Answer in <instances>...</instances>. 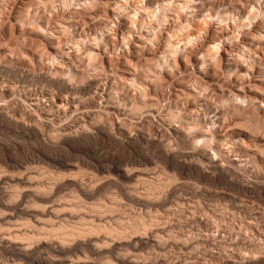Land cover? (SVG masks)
<instances>
[{"label": "rangeland", "instance_id": "obj_1", "mask_svg": "<svg viewBox=\"0 0 264 264\" xmlns=\"http://www.w3.org/2000/svg\"><path fill=\"white\" fill-rule=\"evenodd\" d=\"M159 1L144 0V6L146 4L153 10V8L156 9V4ZM116 2L120 3V0H99V6L97 7L72 9L65 8L61 0H0V168L4 167L0 171V178H6L7 182L12 183L11 188L21 186L19 187L20 189L18 188L19 191L24 190L27 192L28 190L24 188L27 184L29 186L30 180L41 177L39 174L42 175L47 171L56 170L70 177L71 173H75L79 168L80 170L83 169L84 172L88 171V174L87 172L84 174L86 175V177L84 176L85 179L83 177L84 180L87 178L85 182H89L91 178L89 173L95 172V175H100V180L107 179L117 183L121 180L120 183H122L124 180V183L127 181L129 185L140 183L141 178L146 177V179L150 178L155 180V182L161 181L163 183L164 181L166 182L165 175L170 170L171 173L175 171V175L178 173L176 176L180 184L176 181L177 183H171L173 186L171 184L166 186L169 188L171 186L174 187V191L171 189L172 193H170L169 188L167 190L165 187L164 191L166 190L165 194H167H164L165 197L162 200L164 201V198H166V202L164 201L162 206L151 205L152 208H150L151 206L148 205L149 210L146 206H143L145 208L140 207L141 205L139 204H136L138 207L136 205L128 206V203L123 202V204L126 203L122 207L125 214L142 211L144 216L147 215L146 217L158 214L170 219L169 223L165 224L166 226L162 225V227L164 226L163 230L160 227V229L158 228L159 230L148 231L151 233L150 235L146 234L151 239L155 237L153 233L158 230L166 244H164L165 247L163 246L164 250L162 247L161 250L160 247L158 249L154 242L150 240L148 244L146 243L147 245L145 243L136 245L135 254L131 250L129 255L133 257L135 255L136 259L138 261L141 259L140 261L143 264H146V261H148L147 264L152 261L153 264H160L161 262L163 263V260L164 262L165 260L168 261V264H240L242 259L241 264H244L249 258H246L245 261V257H241L243 256L240 254L241 250L255 247V243L258 249L264 247L262 244V242L264 243V20L258 18L252 20L253 17L250 19L247 15V10L241 4H238L236 7L245 13L240 19L250 24L251 27L237 30L234 23L227 19L225 10L221 9V16L225 15V20L221 21L226 23V27L218 30L215 22L206 21L207 23L204 25L201 20L194 25L192 24V29L190 30L193 37L196 35V30L197 34L200 32L198 35L203 32L204 35L201 36V39L193 40L192 37H189L191 40H188V38L184 40L189 31L186 32V35H184L185 32L183 34L177 32L180 25L185 22V16L178 15L174 19H170L168 24L163 25L161 31L156 33L154 46L153 44H148L149 33L143 30V27L147 24H151L153 30L158 26L157 23L146 16L148 12H144L146 15L141 12L144 24L136 23L133 25L129 20L130 17H127L126 14H119ZM225 3H227V0H225ZM130 8H135V4L131 5ZM227 11L230 12L231 9L229 8ZM112 23H115L117 27L113 33L104 37V42L108 45L106 50L101 46L94 52L93 46L90 44L81 46V40H87L92 37L99 39V34L111 27ZM199 23L202 24V27ZM198 25L201 31H198ZM126 32L131 36L132 42L127 48H123L122 36ZM132 33L138 34L132 35ZM170 34L174 38L172 41L175 40L176 42H174V46L171 43V47L176 49L177 45H179L180 52L174 61L169 60L168 62L171 71L165 70L160 73L155 69L154 65L159 60L161 52H167L168 55V51L173 50L172 48L168 49L169 46L167 45L170 43L168 41ZM229 36L235 38L234 44L222 43L221 47L219 49L215 48L216 50H213V52L211 51L210 56L208 55L207 57L208 59L205 57L207 61L205 60L202 63L203 60L200 59L201 53H206L208 46H214V44L220 43ZM187 40L192 42L190 43ZM184 41H187L186 45L183 44ZM72 42L77 46L75 47ZM121 48L124 54L122 55L118 51L113 56V49ZM167 49L168 51H166ZM89 52L92 53L94 59L89 55ZM253 52H255L254 57L252 55ZM98 55L100 59H97ZM165 58H167L166 53ZM173 64L178 67H173ZM201 65L208 69L207 73L200 71ZM12 67H14L15 72ZM69 67H71L73 72L71 76L74 78V83L79 87V90H76L74 83L71 84L72 86L68 83L70 75L67 76L64 73L62 75V71L69 70ZM74 68L76 69L74 70ZM55 70L56 72H54ZM217 70L221 74L233 70H238L240 74H249L251 79H245V83L250 84V87L245 88V93L260 102L259 105H255L252 109H248L246 112L234 117L240 125H243V132L247 136L243 149L246 155L242 154L239 159L230 160L234 168L229 169L228 172L224 171L223 165L215 158L214 152L197 149L195 152H183L180 154L171 152L169 154L170 152L167 151L172 140L181 143V138L188 140L190 146V138L186 137L183 131L182 121L191 118L188 114L195 113L198 106V98L202 99L201 93L204 92L207 85L217 81ZM54 73H58V75L55 77L52 75ZM48 74L52 75V79L57 78L59 75L60 78L66 76L65 78L67 79L64 78V81L70 85V88L72 87V90L69 91L73 95L69 91L66 93L60 89L58 91V89L50 85L49 79L51 78H49ZM73 78L70 77V80ZM90 79L93 80L91 81ZM231 82L236 86L233 90L238 91L240 80L233 76ZM87 83L88 85H86ZM135 84L139 85V88ZM91 85H96L97 88L94 86V89ZM42 86H45V90ZM51 89L55 92H52ZM94 90L99 91L96 96H93L96 93ZM83 91L84 93H82ZM76 92L79 94L77 95ZM49 94L52 96L50 97ZM66 94L68 99L65 97ZM68 94L71 95L68 96ZM238 94L243 95L242 93ZM91 96L92 98H90ZM200 107L203 108V105L201 104ZM178 113L179 116L177 115ZM251 114L254 115L252 116ZM246 116H251L249 122L248 120L246 122ZM178 123L181 124L180 127L176 126ZM49 132L52 136H50L51 139ZM249 133L254 136L249 135ZM56 134L58 135L57 139L55 138ZM69 135L70 137H67ZM168 138L171 140L170 142ZM52 139H56V142ZM50 140L54 141V143H50ZM162 151L168 154L166 155ZM66 163L71 164V166ZM205 166L207 171H205ZM234 169L239 170L234 171ZM120 171H130L129 173H132L133 178L127 180L121 175H117L118 173L120 174ZM165 171L168 172L166 173ZM2 172L5 173L2 174ZM163 172H165L164 175ZM228 173H231L236 179H227ZM30 175L34 177L30 180L25 178V176L30 177ZM137 175L139 176L136 177ZM221 176H224L225 179L221 180L219 178ZM10 177L15 180V183L18 182L16 183L17 185L13 179H9ZM248 177H251V180L245 182ZM20 179H23L24 186ZM39 179L42 180L43 177ZM6 180L2 181V183L0 182V186L8 187L9 184L7 186ZM19 181H21L20 184ZM174 185L177 186L176 189ZM28 186L27 189L30 188ZM62 186L57 189L59 190V195H62L60 193L63 192V195H67L68 191L66 192L64 189L66 186L68 188V185ZM2 187H0L1 191L4 189L5 191H0L1 193H9L14 189L9 187L10 190H7ZM67 188L66 190H68ZM115 189L116 187H113L109 189L111 191L109 192L113 194L112 191L114 193L117 191ZM1 193L0 199L7 194ZM168 195L169 199H167ZM24 197H22L23 199L21 198L24 203L31 198V196L26 195ZM107 197L109 196L103 195L102 200L108 201L109 198ZM53 201L55 200L53 199ZM1 202H3V199L0 200ZM172 210L173 212H171ZM220 214L223 215V219ZM212 216L213 218L218 216V219L216 218L215 220H219V222H216L217 224L213 221L215 218H210ZM22 220V217H14L12 220L13 224H11L12 221L6 222L9 224L7 226L4 223L5 221L3 223L1 221L0 238L2 235L7 237L8 232H6L5 227L8 231L15 228H24V226L21 227V224H18L24 221ZM245 222L248 226H251V231L253 229L258 230L252 231L254 235L257 232L258 236H255L256 239L249 238L246 241L248 235L252 233L244 229L247 225ZM249 223L251 224L249 225ZM215 224L219 225V227ZM242 225H244V228H242ZM169 226L170 231L169 228L167 230ZM28 229H30L29 231L34 230L32 228ZM244 232L247 233V237L242 235ZM168 233L169 235H167ZM254 235L252 234V236ZM197 239L198 243H196ZM210 240L213 242L211 247H209V244L211 245ZM250 240L253 242V246ZM151 242H153V245ZM247 242L248 244L250 242V245ZM195 243V249L191 250V246ZM258 244L262 245V247H258ZM0 248L2 247L0 246ZM2 250L3 248L0 249V253L3 255L0 254V256H3V259L5 258L4 260L6 261L1 258L4 263L6 262L5 264H12L14 260H16L15 262H20L19 259H15V255ZM203 251L204 253L209 251V255L208 252L206 253L207 255L203 254ZM45 253L43 250L40 252V257L43 260L48 257L47 253L45 257ZM148 255L150 258L147 257ZM11 256L14 260L9 258ZM72 257L74 258V256ZM154 258L157 260L155 263ZM8 259H11V263H9ZM105 259L108 261L107 257L100 256L97 258L96 256L95 258L94 256L91 258L92 261L96 260L98 264L102 261L101 264H106L107 261ZM250 260L252 262L254 259L250 258ZM96 261L94 262L95 264H97ZM158 261L160 262L158 263ZM45 262L39 264L48 263L47 260ZM4 263L0 262V264ZM23 263L27 264L26 262L20 264ZM259 264H262V262Z\"/></svg>", "mask_w": 264, "mask_h": 264}, {"label": "bare ground", "instance_id": "obj_2", "mask_svg": "<svg viewBox=\"0 0 264 264\" xmlns=\"http://www.w3.org/2000/svg\"><path fill=\"white\" fill-rule=\"evenodd\" d=\"M161 2V0L159 1V3ZM118 4V2H116ZM157 3L156 6L159 4ZM123 6V5H122ZM146 9H150L152 10V8H150V6L146 5L144 6ZM155 8H153L152 11H154ZM128 12H126V16L127 17H130V21H131V24L135 25L136 23H143L144 24V18H143V14H141V12H137V11H129V10H126ZM144 13V12H142ZM145 14V13H144ZM148 14V13H146ZM145 14V15H146ZM148 16V15H146ZM225 16V15H224ZM224 16L220 15V20H225L224 19ZM247 17V16H246ZM248 17L251 19V16L248 15ZM247 17V19H248ZM253 20V19H252ZM133 21V22H132ZM222 21V22H223ZM204 22V23H202ZM188 23L190 25H192V20L189 19L188 20ZM202 24H206L207 22L206 21H201ZM141 24V25H143ZM202 24L199 23V25H201L202 27ZM198 25V26H199ZM197 26V27H198ZM192 26H190L186 31H181L180 30V27H179V30L177 32L183 34L184 32V35H186L188 32V34L186 35L185 39L186 40L188 38V40H191L189 37H192L193 38V34L191 35V28ZM198 31L201 29L200 26L197 28ZM201 31V30H200ZM190 33V34H189ZM200 32H198L199 34ZM177 34V33H176ZM196 35L197 34V30L195 32ZM171 35V36H170ZM169 35V39L168 41L170 42L169 44H167L168 46L171 44L172 46L175 45V40L172 41L173 38V35L170 34ZM194 35V36H196ZM179 36V35H177ZM182 36V35H180ZM174 37H176L174 35ZM179 38V37H178ZM181 38V40H182ZM180 39V38H179ZM187 40V41H188ZM73 41V40H72ZM187 41H184L183 44L186 45V42ZM175 42V43H174ZM189 42V41H188ZM74 43V42H72ZM75 46V43L73 44ZM72 45V46H73ZM71 46V47H72ZM73 46V47H74ZM77 46V45H76ZM75 46V47H76ZM166 46V45H165ZM167 47V46H166ZM172 48V47H171ZM208 48V49H207ZM206 49V53L205 52H202L201 53V57L200 59L203 60L202 63L205 62V60L207 61V57L208 55L210 56V53L211 51L213 52V50H216L215 48V44L214 46H208ZM210 48V49H209ZM169 49V48H168ZM167 49V50H168ZM173 49V48H172ZM174 50V49H173ZM170 51V50H169ZM92 52V51H91ZM94 53V52H93ZM166 53V56H167V52ZM215 53V52H214ZM88 55V54H87ZM89 55L92 56V53L89 52ZM90 56V57H91ZM95 57V56H94ZM205 57L207 59H205ZM93 58V56H92ZM94 59V58H93ZM92 60V59H91ZM90 60V61H91ZM89 61V62H90ZM200 62V63H201ZM91 64V63H90ZM7 67V66H5ZM72 67V66H71ZM71 67H69L70 69L67 70V71H62V75L63 73L64 74H67V76H69V81H70V77L73 78L71 75H73L72 73V70H71ZM2 68V67H1ZM8 68V67H7ZM13 71H14V67H12ZM16 68V67H15ZM17 69V68H16ZM73 69V67H72ZM76 68H74L75 70ZM92 69V68H91ZM11 70V68H10ZM8 69V71H10ZM19 70V69H18ZM17 70V71H18ZM65 70V69H64ZM1 71V70H0ZM142 71V70H141ZM6 72V71H5ZM15 72V71H14ZM19 72L21 73V71L19 70ZM56 72V70L54 71ZM58 72V71H57ZM78 72V71H77ZM89 72V70H88ZM53 73V72H52ZM61 73V72H60ZM59 73V74H60ZM136 73V72H135ZM4 74V73H3ZM23 74V73H22ZM21 74V75H22ZM9 75V74H7ZM11 75V73H10ZM15 75V73H14ZM20 75V76H21ZM24 75V74H23ZM49 75V74H48ZM54 75L55 77L58 75L57 74H52ZM52 75L49 77L51 78ZM61 75V74H60ZM59 75V76H60ZM75 75V73H74ZM77 75V74H76ZM80 75V74H79ZM33 76V75H32ZM39 76V75H38ZM58 76V77H59ZM45 77V76H44ZM54 78V79H49V82H50V85H52L54 88L59 89L63 92H68L69 90L71 91L72 90V87L70 88V85H68V83L66 81H64V78L66 77H62V78ZM28 78V77H27ZM40 78V77H39ZM34 79V78H33ZM47 79V80H48ZM67 79V78H65ZM80 79V78H79ZM26 80V79H25ZM41 81V78L39 79ZM76 80V79H75ZM91 80V79H90ZM89 80V81H90ZM93 80V79H92ZM91 80V81H92ZM12 81V80H11ZM28 81V80H27ZM36 81V80H35ZM39 81V82H40ZM46 81V80H45ZM71 81H74V78L71 80ZM98 81V80H97ZM6 82H8L6 80ZM5 82V83H6ZM34 82V81H33ZM38 82V81H37ZM42 82V81H41ZM48 82V81H47ZM78 82V81H77ZM94 82V81H93ZM30 83V81H29ZM44 83V81H43ZM42 83V84H43ZM139 83V82H138ZM15 84V83H14ZM47 84V83H46ZM90 84V83H89ZM95 84H97V82H95ZM44 85V84H43ZM78 85V84H77ZM88 85V83L86 84ZM137 85V84H135ZM49 86V85H48ZM72 86V85H71ZM74 86L75 83H74ZM79 86H80V83H79ZM84 86V85H83ZM93 86V85H91ZM96 87V85H94ZM93 86V87H94ZM98 86V85H97ZM43 87V86H42ZM45 87V86H44ZM43 87V89L45 90V88ZM81 87V86H80ZM86 87V86H84ZM90 87V86H88ZM92 87V88H93ZM94 87V89H95ZM22 88V87H21ZM51 88V87H50ZM74 88V87H73ZM77 88V89H76ZM76 90H79L76 86ZM97 88V87H96ZM139 88V87H138ZM47 89H49V87H47ZM91 89V87H90ZM52 90V89H51ZM74 90V89H73ZM83 90V89H82ZM87 90V89H86ZM98 90V89H96ZM94 90V91H96ZM143 90V89H142ZM36 91V90H35ZM57 91V90H56ZM69 91V92H70ZM93 91V90H92ZM91 91V92H92ZM50 92V90H49ZM52 92H55L54 90H52ZM74 92V91H73ZM99 92V91H98ZM96 91L95 95L93 94V96H96V94L98 93ZM123 92V91H122ZM57 93V92H56ZM60 93V92H58ZM71 93V92H70ZM84 93V91L82 92ZM88 93V92H87ZM94 93V92H93ZM46 94V93H45ZM51 94V93H50ZM49 94V96H50ZM53 94V93H52ZM60 94H64V93H60ZM73 95V93H71ZM71 94H68L71 95ZM75 94V93H74ZM77 94V92H76ZM79 94V93H78ZM77 94V95H78ZM81 94V92H80ZM43 95V94H42ZM54 95V94H53ZM76 95V96H77ZM99 95V94H98ZM97 95V96H98ZM52 96V95H51ZM50 96V97H51ZM67 96V94L65 95V97ZM143 96V95H142ZM75 97V95H74ZM73 97V98H74ZM79 97V96H78ZM88 97V96H87ZM111 97V96H110ZM67 98V97H66ZM72 98V97H71ZM86 98V97H85ZM92 98V96L90 97ZM68 99V98H67ZM93 100H94V97H93ZM97 100V99H95ZM53 101V100H52ZM79 101V100H78ZM125 101V100H124ZM77 102V101H76ZM89 102V101H88ZM53 103V102H52ZM132 106V105H131ZM116 107V106H115ZM95 109V108H94ZM140 109V108H139ZM143 109V108H142ZM147 109V108H146ZM53 110V109H52ZM134 110V109H133ZM151 111V110H150ZM103 112V111H102ZM171 114V113H170ZM252 116L254 114H251ZM102 116V115H101ZM152 116V115H151ZM239 116V115H238ZM6 117V116H5ZM94 117V116H93ZM100 117V116H99ZM166 117V116H165ZM247 117H249L247 119ZM23 118V117H22ZM38 118V117H37ZM246 122L248 120V122L250 121L251 119V116H246ZM258 118V117H257ZM4 119V117H3ZM261 119V118H260ZM102 120V119H101ZM257 120V119H256ZM99 121V120H98ZM16 122V121H15ZM19 122V121H18ZM17 122V123H18ZM37 122V120H36ZM48 122V121H47ZM97 122V121H96ZM61 123V122H60ZM26 124V123H25ZM95 124V123H94ZM97 124V123H96ZM245 124V123H244ZM252 124V123H251ZM250 124V125H251ZM57 125V124H56ZM100 125V124H99ZM245 125H248V124H245ZM256 125V123H255ZM258 125V124H257ZM263 125V124H262ZM27 126V125H26ZM41 126V125H40ZM243 126V125H242ZM259 126V125H258ZM43 127V126H41ZM40 127V128H41ZM257 127V126H255ZM263 127V126H262ZM35 128V127H34ZM244 128V127H243ZM253 128V127H252ZM260 129V128H258ZM39 130V129H38ZM107 130V129H106ZM253 130V129H252ZM40 131H42L40 129ZM61 131V130H60ZM39 132V131H37ZM43 133V132H42ZM50 133V132H49ZM48 133V135H49ZM53 133V132H52ZM35 134V133H34ZM59 134V133H57ZM56 134V135H57ZM61 134V133H60ZM251 133H249L250 135ZM42 135V134H41ZM64 135V134H63ZM72 135V134H70ZM67 136V137H70ZM77 135V134H76ZM51 136V133L49 135V137ZM62 136V135H61ZM73 136V135H72ZM150 136V135H149ZM251 136H254L253 134H251ZM31 137V136H30ZM49 137H47L49 139ZM52 137V136H51ZM50 137V139H51ZM144 137V136H143ZM40 138V137H39ZM56 139L58 138V135L55 137ZM61 138V137H60ZM36 139V138H35ZM46 139V138H45ZM44 139V140H45ZM47 139V140H48ZM56 139H52L56 142ZM68 139V138H67ZM72 139V138H71ZM10 140V139H9ZM66 140V139H65ZM75 140V139H74ZM125 140V139H124ZM169 140V138H168ZM42 141V140H41ZM54 141H49L50 143H54ZM92 141V140H91ZM171 140H169L170 142ZM30 142V141H29ZM65 142V141H64ZM70 142V141H68ZM58 144V143H57ZM56 144V145H57ZM46 145V144H45ZM47 145H48V142H47ZM46 145V146H47ZM52 145V144H51ZM54 145V144H53ZM59 145V144H58ZM61 145V144H60ZM64 145V144H63ZM164 145V143H163ZM161 144V146H163ZM50 146V144H49ZM165 146V145H164ZM167 146V145H166ZM28 147V146H27ZM52 147V146H51ZM56 147V146H55ZM54 147V148H55ZM169 147V146H168ZM149 148V147H148ZM164 149H167L166 147H162ZM62 149V148H61ZM169 149V148H168ZM49 150V149H48ZM163 150V149H161ZM165 152L169 151V150H164ZM162 151V152H164ZM53 152V151H52ZM164 152V153H165ZM170 152V151H169ZM62 154V153H61ZM166 154V153H165ZM168 154V153H167ZM166 154V155H167ZM171 154V152L169 153ZM176 156V155H175ZM262 156V155H261ZM182 157V156H181ZM208 157V156H207ZM172 158H173V155H172ZM194 158V157H193ZM210 158V157H209ZM208 158V159H209ZM216 158V157H215ZM174 159H177V158H174ZM255 159V158H254ZM180 160V159H179ZM195 160V159H194ZM89 161V160H88ZM65 163V162H64ZM234 163V162H233ZM244 163V162H243ZM68 164V163H66ZM184 164V163H183ZM220 164V163H219ZM53 165V164H52ZM71 166V164H68ZM80 165V164H79ZM213 165V164H212ZM216 165V164H215ZM233 165V164H232ZM77 166V165H76ZM219 166V165H218ZM1 167V166H0ZM57 167V166H56ZM67 167V166H66ZM73 167V166H72ZM17 168V167H16ZM43 168V167H42ZM54 168V167H53ZM78 168V167H77ZM76 168V169H77ZM86 168V167H85ZM188 168V167H187ZM186 168V169H187ZM222 168V166H221ZM234 168V167H233ZM236 168V167H235ZM1 169V168H0ZM4 169V167L2 166V169L0 171H2ZM26 169V168H25ZM51 169V168H50ZM69 169V168H68ZM71 169V168H70ZM75 169V170H76ZM79 169V168H78ZM75 172V173H71L70 177H67V174L64 175V173H61V172H57L56 170L55 171H47V172H44L42 175L39 174V176L43 177V179L45 178V180L43 181V179H39L41 177H35L37 179H31L32 177L34 176H31L30 177H26L25 178H29V180L31 182H29V186L30 188L27 189V186L24 188L26 190H28L27 192L22 190L21 192L19 191V187L21 186H18V188H11V184L12 183H9V181L7 182L6 178L2 179L0 178V182L2 183V181L4 182L6 180L7 182V186L9 184L8 187H4L6 188L7 190H10L9 187L13 190H11V192L9 193H5L3 192L4 194H6V196H4V198L2 197L3 199V202H1L0 204V223L2 221V223H6V222H11L14 217H22V220L23 222L21 223H18V224H21L20 226H24V228H19V229H16L14 226L15 229L13 230H10L8 231L5 227V230L7 233V237H4L2 235V237L0 238V246L3 248L2 251L6 252V253H10L12 255H15V259H19L20 262H15L16 260H14V258L11 256L9 258H13V263L12 264H20L22 262H26L27 264H39V263H42V262H45L47 260V262L49 264H95L94 262L96 261H92L91 258L95 256L98 257H107L108 258V261L107 259H105L107 261L108 264H143V262H141L140 260L138 261V259H136L135 257V252H136V245H139V244H148V241L152 240L154 242V244L158 247H160V250H161V247L162 249L164 250V247H165V241H163L162 239V236L161 234L159 233V229L161 227V230H163L162 228V225H165L166 223H169V218L167 217H163V216H159L158 214L157 215H149L148 217H146L147 215L144 216V214L142 213V211H139V212H132L131 214H125V211L122 209V207L124 206V204L126 205V203H128V206H133V205H141L140 207H143V206H146V208H149L147 207L148 205H154V206H162L164 201L166 202V198H164L165 200L163 201L162 198L165 197V187L168 186V184H173L174 182H179V179L178 177L174 174V172H170L167 173L166 171V182L162 181L163 183L158 182H155V180H151L150 178L149 179H146V178H141V182L139 180H136V181H139L140 183H137V184H128L127 181L124 183V180L122 183H117L115 181H111V180H107V179H102L100 180L99 179V176L100 175H95V172L94 173H89V175L91 174V178L90 176L87 175V177H89V182H85L87 180H84L86 175H84L86 172L88 174V171L86 170V172L83 171V169H79ZM6 170V169H5ZM4 170V171H5ZM48 170V168H47ZM61 170V169H60ZM74 170V171H75ZM98 170V169H97ZM126 170V169H125ZM130 170V169H129ZM222 170V169H221ZM7 171V170H6ZM9 171V170H8ZM24 171V170H23ZM33 171V170H32ZM69 171V170H68ZM72 171H73V168H72ZM131 171V170H130ZM129 171V172H130ZM139 171V170H138ZM41 172V171H40ZM71 172V171H70ZM118 172V170H117ZM128 171H120V174L118 173L117 175H121L122 177H124L125 179H132V173L130 174ZM133 172V171H132ZM163 172V175L164 173ZM5 172H2V174H4ZM17 173V172H16ZM143 173V172H142ZM181 173V172H180ZM70 174V173H69ZM93 174V175H92ZM159 174V173H158ZM1 175V174H0ZM6 175V174H5ZM25 175V174H24ZM27 175V174H26ZM10 176V175H9ZM8 176V177H9ZM22 176V175H21ZM28 176V175H27ZM36 176V175H35ZM85 176V177H84ZM115 176V175H114ZM135 176V175H134ZM139 175H137L136 177H138ZM1 177V176H0ZM2 177H5V176H2ZM12 177V176H11ZM11 177L9 178L10 180ZM14 179H15V176L13 175ZM24 177V176H23ZM84 177V179H83ZM160 177V176H159ZM18 178H20V176H18ZM24 178V179H25ZM13 179V180H14ZM109 179V178H108ZM165 179V178H164ZM17 180V178H16ZM21 180V179H20ZM23 180V179H22ZM21 180V181H22ZM26 180V179H25ZM34 180V181H33ZM181 180V179H180ZM19 181V184L20 182ZM27 181V180H26ZM25 181V182H26ZM24 181H22L21 183H23ZM131 182V181H130ZM176 182V183H177ZM14 183H15V180H14ZM18 183V182H16ZM15 183V184H16ZM127 183V184H126ZM134 183V182H133ZM261 183V182H260ZM263 183V182H262ZM5 184V183H4ZM14 184V185H15ZM139 184V185H138ZM171 184V185H172ZM180 184V182L178 183ZM176 184V185H178ZM258 184V183H257ZM2 185V184H1ZM13 185V186H14ZM17 185V184H16ZM25 184L23 183V186ZM62 185L66 186L68 185V188L66 186V188L68 190H66V188L64 189L66 192L68 191L67 195L63 193H60L62 195H59L57 189H59ZM129 185V186H128ZM170 185V186H171ZM183 185V184H182ZM6 186V185H5ZM28 186V187H29ZM173 186V185H172ZM171 186V187H172ZM175 186V185H174ZM243 186V185H242ZM258 186V185H257ZM262 186V185H261ZM2 187V186H0ZM2 187V188H3ZM32 187V188H31ZM63 187V186H62ZM115 188L117 189V191L113 194L110 193L111 191L109 189L111 188ZM169 188V187H166L167 190L169 188L170 190V193H172L171 189H173L174 187L172 188ZM177 186H175V189H176ZM183 187V186H182ZM194 187V186H193ZM3 188V189H4ZM190 188V187H189ZM22 189V188H21ZM115 189V190H116ZM258 189V188H257ZM261 189V188H260ZM62 191V189H60ZM263 190V189H262ZM1 191V189H0ZM2 191H5L2 190ZM1 191V192H2ZM110 191V192H109ZM174 191V189H173ZM0 192V193H1ZM65 192V193H66ZM109 192V194L107 195V193ZM169 192V191H168ZM1 193V194H3ZM111 194V195H110ZM165 194V195H164ZM169 194V193H168ZM31 196L30 200L26 199V203H24L22 201L23 198H25L24 196ZM103 195H106V196H109L107 198H109L108 201H105L102 200V196ZM23 197V198H22ZM169 199V195L167 196ZM22 198V199H21ZM28 198V197H27ZM0 199V200H2ZM53 199L55 201H53ZM160 199V201H158ZM57 201V202H56ZM123 202H126L123 204ZM177 203V202H176ZM175 203V204H176ZM136 205V206H137ZM166 205V204H165ZM164 205V206H165ZM177 205H179L177 203ZM138 207V206H137ZM127 208V207H126ZM131 208V207H130ZM145 208V207H143ZM152 208V206L150 207ZM149 208V210H150ZM155 208V207H153ZM125 209V208H124ZM129 209V208H128ZM140 209V208H139ZM156 209V208H155ZM158 209V208H157ZM181 209V208H180ZM132 210V209H131ZM141 210V209H140ZM154 210V209H153ZM168 210V209H167ZM171 210V209H170ZM158 211V210H157ZM162 211V210H161ZM180 211H183V210H180ZM205 211V210H204ZM223 211V210H222ZM228 211V210H227ZM173 212V210L171 211ZM127 213V212H126ZM207 213V212H206ZM215 213V212H214ZM160 214V213H159ZM182 214V213H181ZM223 214V213H222ZM220 214L222 217L223 215ZM264 214V213H263ZM169 215V214H168ZM187 215V214H186ZM249 215H251L249 213ZM248 216V215H247ZM193 217V216H192ZM219 217V218H220ZM253 217V216H252ZM263 217V216H262ZM13 218V219H12ZM210 218H213L210 217ZM215 218V216H214ZM213 218V219H214ZM216 218L218 219V216H216ZM216 218L213 220L215 221ZM224 217H222L223 219ZM249 218V217H248ZM12 219V220H11ZM187 219V218H186ZM220 219V220H222ZM264 219V218H263ZM16 220V218H15ZM14 220V223L16 224ZM34 220V221H33ZM18 221V219H17ZM21 221V219H20ZM33 221V222H32ZM209 221V220H208ZM211 221V220H210ZM219 222V220H217ZM217 221H215L214 223H216ZM244 221V220H243ZM246 221V220H245ZM263 221V220H262ZM205 222V221H204ZM170 223H172L170 221ZM199 223V222H198ZM13 224V221L12 223ZM206 224V223H205ZM217 224V223H216ZM215 224V225H216ZM244 224V223H243ZM245 224H247L245 222ZM244 224V225H245ZM251 223H249L250 225ZM6 226L9 225L8 223L5 224ZM4 225V226H5ZM172 225V224H171ZM180 225V224H178ZM242 225V228H244ZM263 225V224H262ZM19 226V225H18ZM16 226V227H18ZM166 226V225H165ZM217 227H219V225H216ZM254 226V225H252ZM260 226V225H259ZM2 227V225H1ZM12 227V228H13ZM172 227V226H171ZM176 227V226H175ZM179 227V226H178ZM251 226H248V224L245 226V230H248L249 232H251L253 235H254V231L253 230H256V229H253L251 231L252 228H250ZM4 228V227H3ZM27 228H32L34 229L33 231H29L30 229L27 230ZM159 228V229H158ZM169 228V231H170V226L167 227V230ZM250 228V230H249ZM256 228V227H254ZM2 229V228H1ZM10 229V228H9ZM24 229V230H23ZM155 230V229H158L156 230L155 232L156 233H153L155 235V237L151 238L150 239V236L147 237V233L150 235L152 230ZM173 229V228H172ZM229 229V228H227ZM235 229V228H234ZM259 229V228H257ZM160 230V231H161ZM166 230V229H164ZM166 230V231H167ZM231 230V229H230ZM229 230V231H230ZM243 230V231H245ZM149 231V232H148ZM205 231V230H204ZM248 231H246L247 233H249ZM258 231V230H256ZM255 231V232H256ZM2 232V231H1ZM5 232V231H4ZM153 232V231H152ZM163 232V231H161ZM168 232V231H167ZM187 232V231H186ZM208 232V231H207ZM241 232V230H240ZM194 233V232H193ZM247 233L244 232V234L242 235H245L247 237ZM250 233V234H251ZM259 233V232H258ZM262 233V232H261ZM1 234V233H0ZM160 234V235H159ZM206 234V233H205ZM232 234V233H231ZM240 234V233H239ZM251 235H248V238H246V241H248L247 239H254L255 236H258L257 235V232H256V235L252 236ZM169 235V233L167 234ZM171 235H172V231H171ZM170 235V236H171ZM193 235V234H191ZM6 236V234H5ZM153 236V235H151ZM178 236V235H176ZM190 236V235H188ZM244 236V237H245ZM252 236V237H250ZM260 236V235H259ZM221 237V236H220ZM264 237V236H263ZM175 238V237H174ZM196 238V237H195ZM208 238V237H207ZM205 238V239H207ZM260 238V237H259ZM179 239V237H178ZM200 239H203V238H200ZM204 239V241H205ZM209 239V238H208ZM227 239V238H226ZM229 239V238H228ZM234 239V238H233ZM256 239V238H255ZM258 239V238H257ZM264 239V238H263ZM174 240V239H173ZM176 240V239H175ZM180 240V239H179ZM192 240V239H191ZM223 240V239H222ZM169 241V239H168ZM186 241V239H185ZM188 241V240H187ZM194 241V240H193ZM198 243V239L196 240ZM208 241V240H207ZM211 241V240H210ZM251 241V240H250ZM263 241V240H261ZM153 242L152 245H153ZM176 242V241H175ZM209 242V241H208ZM252 242V241H251ZM258 242V241H257ZM169 243V242H168ZM177 243V242H176ZM191 243V242H190ZM193 244L191 247V250L192 249H195L194 245ZM205 243V242H204ZM230 243V241H229ZM232 243V242H231ZM146 244V245H147ZM165 244V245H164ZM173 244V243H172ZM184 244V243H183ZM182 244V245H183ZM186 244V243H185ZM209 244V243H208ZM217 244V242H216ZM224 244V243H223ZM248 244V242H247ZM260 244V243H259ZM258 244V247L260 246ZM262 244L264 245V243L262 242ZM150 245V244H149ZM177 245V244H176ZM198 245V244H197ZM213 245V242L211 241V245L209 244V247H211ZM232 245V244H231ZM250 245V242L249 244ZM255 247H249L250 249H253V250H258V248L256 247V243L254 244ZM164 246V247H163ZM169 246V245H168ZM190 246V244H189ZM219 246V245H218ZM252 246H253V242H252ZM138 247V246H137ZM141 247V246H140ZM206 247V246H205ZM245 247V246H244ZM262 247V245L260 246ZM0 248V249H2ZM142 248V247H141ZM144 248V247H143ZM148 248V247H147ZM151 248V247H150ZM155 248V246H154ZM185 248V247H184ZM187 248H188V245H187ZM231 248V247H230ZM247 248V247H245ZM248 248V249H249ZM159 249V248H158ZM198 249V248H197ZM201 249V248H200ZM223 249V248H222ZM260 249V248H259ZM45 251L47 253V256L46 257V253H45V257H46V260H43L41 257H40V252L41 251ZM132 250V253H134V257L129 255L130 251ZM135 250V251H134ZM138 250V249H137ZM180 250V249H179ZM209 250V249H208ZM245 250V249H243ZM134 251V252H133ZM153 251V249H152ZM184 251V250H183ZM197 251V250H196ZM195 251V252H196ZM242 251V250H241ZM1 252V251H0ZM139 252V251H138ZM137 252V253H138ZM164 252V251H162ZM191 252V251H190ZM206 253L208 252V255H209V251H205ZM223 252V251H222ZM236 252V251H235ZM131 253V254H132ZM175 253V252H174ZM204 253L203 251V254H206ZM211 253V252H210ZM239 253V252H238ZM237 253V254H238ZM2 254V253H0ZM5 254V253H4ZM9 254V255H10ZM42 254V253H41ZM140 254V253H139ZM151 254V253H150ZM176 254V253H175ZM191 254V253H190ZM242 254V252L240 253ZM3 255V254H2ZM7 255V254H6ZM8 255V256H9ZM44 255V254H43ZM145 255V254H144ZM207 255V254H206ZM204 255V256H206ZM74 256V258L72 257ZM137 256V255H136ZM197 256V255H196ZM195 256V257H196ZM229 256V255H228ZM233 256V255H232ZM3 256H0V260ZM5 257V255H4ZM139 257V256H138ZM148 258L149 255L147 256ZM146 257V258H147ZM167 257V256H166ZM176 257V256H175ZM240 257V256H239ZM241 257H244V256H241ZM198 258V257H197ZM3 259V258H2ZM5 259V258H4ZM3 259V260H4ZM7 259V257H6ZM190 259V258H189ZM199 259V258H198ZM248 259V258H247ZM9 260V259H8ZM11 260V259H10ZM9 260V263H11ZM99 260V259H98ZM149 260V259H148ZM154 263L157 261L156 258H154ZM163 260V259H162ZM6 261V260H4ZM4 261H0L1 263ZM195 261V260H194ZM240 261V260H239ZM243 261V259H242ZM242 261H240L242 263ZM245 261H246V258H245ZM244 261V262H245ZM250 261V262H249ZM97 262V261H96ZM100 262V261H99ZM103 262V261H102ZM101 262V263H102ZM113 262V263H112ZM148 261H146V264H147ZM160 261H158L159 263ZM165 262L168 264L169 262L165 260ZM164 260H163V263H165ZM188 262V261H187ZM191 262V261H189ZM237 262V261H236ZM243 262V263H244ZM260 262H264V257H257L255 258L252 262L250 260V258L247 260V262H245L244 264H259ZM6 263V262H5ZM4 263V264H5ZM8 263V262H7ZM46 263V262H45ZM44 263V264H45ZM47 263V264H48ZM100 263V264H101ZM105 263V262H104ZM106 263V264H107ZM145 263V262H144ZM150 263V262H149ZM148 263V264H149ZM162 263V262H161ZM160 263V264H161ZM162 263V264H163ZM206 263V262H204ZM223 263V262H222ZM227 263V261H226ZM240 263V264H241ZM25 264V263H23ZM98 264V262H97ZM150 264H153V261L150 263ZM175 264V263H174ZM184 264V263H183ZM208 264V263H207ZM237 264V263H236Z\"/></svg>", "mask_w": 264, "mask_h": 264}, {"label": "clouds", "instance_id": "obj_3", "mask_svg": "<svg viewBox=\"0 0 264 264\" xmlns=\"http://www.w3.org/2000/svg\"><path fill=\"white\" fill-rule=\"evenodd\" d=\"M61 3L65 8L72 9H85L99 6V0H70V2H68V0H61ZM133 4H135V8H130ZM238 4H241L243 8L247 10V15L253 17V20L257 18L264 20V0H227V3H225V0H161L154 11H150L144 7V0H120L116 8L120 15H125L126 10L148 12L149 19L157 23L158 26L153 30L152 25L147 24L143 27V30L149 33L148 44H153L155 46L156 33H159L163 25L168 24L170 19H174L178 15L185 16V22L180 25L181 31H186L192 26L188 23L189 19L192 20L193 25L201 20L215 22L218 30H222V27H226L227 25L220 20L221 9L225 10L227 19L234 23L237 30L251 27L250 24L240 19L245 13L242 12L240 8L236 7ZM229 8L231 9L230 12L227 11ZM116 27L117 25L112 23L111 27L99 34V39L92 37L87 40H81V46L90 44L93 46L94 52L96 49L101 48V46L106 50L108 45L105 44L104 37L113 33ZM137 34L138 33H132V35ZM203 35L204 33L201 32L200 35L192 39L200 40ZM122 40L123 48H127L132 42L131 36L127 32L122 36ZM234 40L235 38L232 36L226 37L220 43H217L215 47L219 49L222 43L234 44ZM189 42L191 43L192 41ZM169 49H171V45H169ZM118 51L122 55L124 54L122 48L113 49V56H115ZM179 52V45H177L176 49L168 51L167 58H165V53L161 52L159 60L155 62V69L160 73H163L165 70L171 71L168 62L169 60L174 61ZM252 55L254 57L255 52H253ZM97 59H100L99 55ZM173 67L178 66L173 64ZM200 71L207 73L208 69L204 65H201ZM233 76H236L240 80L238 91L233 90L236 87L231 82ZM245 79L250 80L251 77L247 73L240 74L238 70L229 71L224 74H221L220 71L217 70V81L207 85L204 92L201 93L202 99L198 98V106L195 113L188 114L191 118L182 121L183 131L186 137L190 138V146L188 140L181 138V143L172 140L168 150L180 154L183 152H195L197 149H205L207 152H214L216 159L221 162L225 172L232 169L233 166L230 160H237L242 154L246 155L243 149L245 140L247 139L246 134L243 132L242 125H240L234 117L246 112L248 109H252L255 105H259L260 103L245 93V88L250 87V84L245 83ZM68 83L73 84L74 81L70 80ZM133 83H135V81H133ZM137 86L139 87V85ZM238 93H242L243 95ZM201 104L203 108L200 107ZM177 115L179 116V113ZM176 126L180 127L181 124L178 123ZM182 144L183 146H181ZM238 170L239 169H234V171ZM205 171H207L206 166ZM219 178L221 180L225 179L224 176ZM227 179L235 180L236 177L228 173ZM248 180H251V177L246 178L245 182ZM242 255L245 258L251 259L264 257V247L258 250H242Z\"/></svg>", "mask_w": 264, "mask_h": 264}]
</instances>
